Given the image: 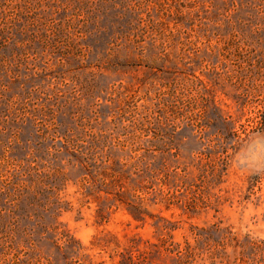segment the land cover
<instances>
[{
    "label": "rangeland",
    "instance_id": "1",
    "mask_svg": "<svg viewBox=\"0 0 264 264\" xmlns=\"http://www.w3.org/2000/svg\"><path fill=\"white\" fill-rule=\"evenodd\" d=\"M0 264H264V0H0Z\"/></svg>",
    "mask_w": 264,
    "mask_h": 264
},
{
    "label": "trees",
    "instance_id": "2",
    "mask_svg": "<svg viewBox=\"0 0 264 264\" xmlns=\"http://www.w3.org/2000/svg\"><path fill=\"white\" fill-rule=\"evenodd\" d=\"M262 123V122H261ZM233 135H234V133H233Z\"/></svg>",
    "mask_w": 264,
    "mask_h": 264
}]
</instances>
